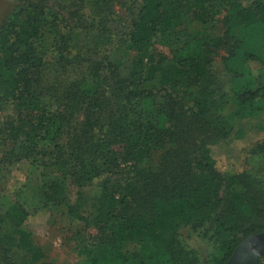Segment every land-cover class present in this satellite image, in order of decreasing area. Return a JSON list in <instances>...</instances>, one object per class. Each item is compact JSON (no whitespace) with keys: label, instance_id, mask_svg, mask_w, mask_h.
<instances>
[{"label":"trees","instance_id":"obj_1","mask_svg":"<svg viewBox=\"0 0 264 264\" xmlns=\"http://www.w3.org/2000/svg\"><path fill=\"white\" fill-rule=\"evenodd\" d=\"M14 1L0 27V103L14 110L1 129L7 155L37 162L49 180L38 190V203L63 205L72 219L101 230L88 264H226L243 240L264 232L258 184L245 172L221 175L210 147L224 136L210 118L217 96L215 48L224 47L228 71L242 81L234 117L264 114V60L244 53L245 64L259 61L262 67L239 73L235 36L264 27V0L249 6L220 0L227 8L225 41L213 45L192 36L171 58L154 51L155 41L183 26L206 24L210 0H138L117 40L120 50L136 54L128 78L107 54L81 73L69 70L88 62L81 54L92 52L88 46L99 37L94 29L109 32L113 0ZM83 36L89 41L78 44ZM156 76L160 89H147ZM196 87L201 98L185 101ZM198 134L205 136L200 142ZM252 147L263 148L264 140ZM157 152L156 170L139 168ZM129 163L132 177L125 180ZM68 182L77 189L73 203L64 193ZM94 184L98 194L90 196L86 190ZM27 207L17 199L0 210V264L41 262L24 229ZM193 236L213 245L208 258L187 243ZM17 253L32 257L17 260Z\"/></svg>","mask_w":264,"mask_h":264},{"label":"rangeland","instance_id":"obj_2","mask_svg":"<svg viewBox=\"0 0 264 264\" xmlns=\"http://www.w3.org/2000/svg\"><path fill=\"white\" fill-rule=\"evenodd\" d=\"M253 1L239 0L244 6H249ZM137 3L138 0H113L111 5V14L113 13V15L110 18L111 23L108 24L109 32L100 35L99 28L92 31L93 34L99 36L98 39L96 38L98 41L95 40V43L88 46V48L92 47V52H89L85 47L84 49L87 50H84L81 54L83 61L88 60V62L81 61L83 62L81 63L82 68L76 67L73 70L70 68V75L74 71L81 73L82 70H87L88 63L91 60L100 59L102 61L104 55L107 54L119 65V72L123 78L130 76L132 62L136 54L120 50L117 47V40L121 32L126 31L133 16L134 7L138 5ZM15 6L14 0H0V27L14 12ZM208 9L211 14L206 24L196 22L192 28L183 26L182 29L158 38L154 43V51L171 58L172 54L182 48L192 36L199 39H206L207 37L213 45L221 40L225 41L226 37L224 35L227 30L224 23L227 13L226 6L220 0H210ZM85 13H89V9H86ZM63 15L67 16L66 14ZM235 36L237 43L240 45L237 52L239 60L236 63V69L241 74H247L250 70L256 72L262 67L261 62L264 60V27H246L236 31ZM85 38L88 39V37L83 36L78 44ZM72 45L75 44L72 43ZM81 45L83 44L81 43ZM231 46H234V44H231ZM214 50L216 53L213 57V76L217 96L213 97V103L210 105L212 108L210 118L214 125L220 124L224 129V136L210 143L213 157L217 163L216 168L223 176L245 172L251 180L258 184L260 193L264 196V147L251 151L252 146H255L258 141L261 143L264 140V132L258 130L264 128V114L249 120H238L234 117L233 114L236 109L234 96L240 89L242 81L233 77V74L228 71L224 62L226 57L224 47L219 46ZM246 52L256 54L261 58V62H248L245 64L243 55ZM58 73H60V70H58ZM159 85V78L156 76L154 81L149 82L146 88L149 90L160 89ZM200 93L201 89L198 87L190 89L186 93L185 101L191 102L195 98L200 99ZM214 108H217V110L214 111ZM13 113L14 110L11 106L0 103V210L17 199L21 203H27L30 216L24 225V229L31 233L33 248L40 251L42 255L39 264H88L91 258L88 253L93 246L99 243L103 233L93 225L72 219L63 205H54L52 202L44 205L37 202L39 200L38 190L46 185L49 180L42 176L41 168L37 166V162L20 160L16 157L11 158L7 155L9 148L5 144L4 133L1 129L6 119ZM241 131L247 133V139H237V135ZM204 137L201 134L197 135L198 141L203 140ZM244 141H247V143ZM158 153H154L152 158L140 164L139 168L148 171L156 170L160 162V154ZM132 165L133 163H129L123 167V173L126 174L124 176L125 180L132 177V174H128ZM64 188L67 199L70 200V203H73L77 197L76 187L68 182ZM97 189V184H94L86 191L88 195L96 196L98 194ZM185 235L187 236V234ZM187 243L201 258H208L213 252V245L197 236H193ZM252 249H256V246ZM31 257L32 254L17 253L16 259L30 260ZM260 262L264 264V256L261 257Z\"/></svg>","mask_w":264,"mask_h":264},{"label":"water","instance_id":"obj_3","mask_svg":"<svg viewBox=\"0 0 264 264\" xmlns=\"http://www.w3.org/2000/svg\"><path fill=\"white\" fill-rule=\"evenodd\" d=\"M256 246V249H252ZM264 256V232L243 240L238 250L226 264H260Z\"/></svg>","mask_w":264,"mask_h":264}]
</instances>
